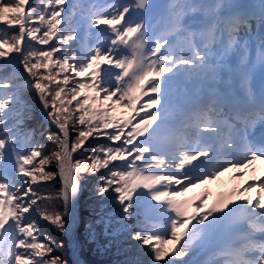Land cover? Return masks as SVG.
Listing matches in <instances>:
<instances>
[{
  "label": "snow or ice",
  "instance_id": "1",
  "mask_svg": "<svg viewBox=\"0 0 264 264\" xmlns=\"http://www.w3.org/2000/svg\"><path fill=\"white\" fill-rule=\"evenodd\" d=\"M154 7L150 0H0V264H66L54 255L64 242L41 220L67 234L87 178L101 172L95 193L113 195L119 227L112 228L114 213L98 223L105 234L127 233L137 253L149 255L125 264H199L189 254L208 247L215 259L204 264H264V178L211 205L208 191L186 195L264 160V0H172L170 28L159 35L145 14ZM197 12L205 19L185 20ZM233 54L240 56L235 76ZM225 72L238 77L243 96L217 90ZM181 78L193 87L177 101L172 86ZM27 91L54 131L31 126ZM90 139L107 143L78 158ZM57 180L54 196L39 195ZM254 188L255 198L246 195ZM53 199L61 211L39 207ZM143 208L159 225L149 227Z\"/></svg>",
  "mask_w": 264,
  "mask_h": 264
},
{
  "label": "trees",
  "instance_id": "2",
  "mask_svg": "<svg viewBox=\"0 0 264 264\" xmlns=\"http://www.w3.org/2000/svg\"><path fill=\"white\" fill-rule=\"evenodd\" d=\"M69 2H71V0H69ZM162 29H165V27ZM18 67L22 69L21 66L18 65ZM25 98L30 103L33 110V120L31 121V126H42L45 130L54 131L55 129L53 127L46 125V123L42 120L41 113L38 108V102L34 99V93L32 91L25 92ZM121 111L123 112L124 110L121 109ZM44 143L46 146V152L53 150V145L47 141H44ZM97 143H107V141L90 139L85 145V149L80 150V152L76 154L77 157L79 158L81 153L87 155V153L91 151V147L95 146ZM52 170H55V165L52 166ZM102 175H104L103 172L97 176L88 177L80 194V221L77 228V236L81 245L80 255L83 257L86 264H125V261L133 260L137 258V256H139L140 259L147 261L149 259L147 250L145 249L141 253H137L135 242L129 241L127 233L113 235L110 230L107 234H105L103 225L98 223L102 216L114 213L116 215L113 216L112 228L115 229L119 227L115 221L118 219L120 206L115 203L113 195L108 194L105 198H101L95 193L97 181L99 176ZM59 187L60 185L58 180L52 181L50 184L40 187L39 195L43 196L46 193H50L54 196L59 190ZM38 204L41 209L47 207L49 212L62 210V203L59 200H41L38 201ZM142 212L144 213L142 219L145 217L147 218L149 227L156 224L151 217L154 212L152 209L143 208ZM41 225L43 230L57 243L60 241L64 242V247H57L54 255H59L63 258L66 264H70L64 235L46 221L41 220Z\"/></svg>",
  "mask_w": 264,
  "mask_h": 264
},
{
  "label": "rangeland",
  "instance_id": "3",
  "mask_svg": "<svg viewBox=\"0 0 264 264\" xmlns=\"http://www.w3.org/2000/svg\"><path fill=\"white\" fill-rule=\"evenodd\" d=\"M150 2H153L155 4V7L146 10L145 14L147 16L148 21L152 24V27L155 30L156 35H159L162 32L169 30V28H170L169 19H167L168 12H167L166 6L168 4H170L172 2V0H150ZM193 2L198 3V4H206L207 5V4L216 3L217 0H193ZM199 13H200V15H203L202 12H199ZM192 15H198V14H196V13L195 14H189L188 16L185 17V20L190 19ZM163 27H165V29H162ZM149 35L151 36L152 33L150 32ZM174 35H176V34H174ZM86 39H87V42L89 44H95V42H96L94 37L86 38ZM177 44L182 46V40L177 39ZM165 47H167V45ZM19 70H22V69L19 68ZM9 71H11V69H9ZM145 99H147V98H145ZM173 114H174V111H173ZM41 117H42V115H41ZM240 173H243V175H241ZM262 178H264V171H262V167L260 165L250 166V167H246V168L239 169V170L232 169V170H229L228 172L224 173L223 175H221L218 180L212 181L206 185H200L196 189L190 190V192L187 193L186 195L191 197V196H196V195L202 194L205 191L211 192L212 187H223L226 184H228L229 182H233L235 184V189H239V188L245 187L248 183H250L252 181H258ZM257 192H258V190L254 188L249 193H246V195L255 198L257 195ZM151 203L156 204V202H154V201ZM79 217H80V212H79ZM151 217L155 221L156 225H159V218L155 212H153ZM79 243H80V241H79ZM80 248H81V245H80ZM200 250L201 249H197L195 251V255H193L192 253L190 254V257L192 259H195L196 261H198L199 264H204L205 261H210V260L215 259V256L213 254L214 249L212 247L208 249V253L204 257L198 258L197 254ZM79 252H80V250H79ZM67 253H68V250H67ZM188 258L189 257H186L185 259L187 260ZM69 263H70V261H69Z\"/></svg>",
  "mask_w": 264,
  "mask_h": 264
},
{
  "label": "bare ground",
  "instance_id": "4",
  "mask_svg": "<svg viewBox=\"0 0 264 264\" xmlns=\"http://www.w3.org/2000/svg\"><path fill=\"white\" fill-rule=\"evenodd\" d=\"M239 2L255 3V2H259V0H239ZM229 63L233 65V68L238 69V65L240 63V56L233 54L229 59ZM235 73L236 72L233 71L234 76H235ZM223 76H224V79L218 83L217 90L220 93H224V94H226V93L228 94V93L233 92V93H236L238 95H240V94L242 95L243 91L241 89H239V87H238V77L233 78V79H229V73H224ZM192 87L193 86L191 84L186 85L183 82V78H181L180 80L175 82L172 86V93H173L174 99L178 101L179 97H181L183 95V89L187 88L189 91H191ZM179 108H180V104H179V102H177L173 107V111H174L173 115H175L179 111ZM257 165H260L262 167V171H264V161H255L250 166H257ZM209 248H211V247L201 249L198 252L197 257L198 258L204 257L208 253Z\"/></svg>",
  "mask_w": 264,
  "mask_h": 264
},
{
  "label": "water",
  "instance_id": "5",
  "mask_svg": "<svg viewBox=\"0 0 264 264\" xmlns=\"http://www.w3.org/2000/svg\"><path fill=\"white\" fill-rule=\"evenodd\" d=\"M2 27V26H0ZM17 70L23 74L22 70H19V68L17 67ZM26 75V74H23ZM34 93V92H33ZM34 99L38 102V107L40 110V113L42 115V120L46 123V125H49L47 118H46V114L44 112V110L41 108L40 105V101L37 98L36 94L34 93ZM54 128V126H51ZM79 205H80V196L78 198V201L73 209V219L70 221V230L67 234H63L65 239H66V248L68 250V258L70 261V264H86V262L84 261L83 257L80 255V243L77 237V228H78V224H79Z\"/></svg>",
  "mask_w": 264,
  "mask_h": 264
}]
</instances>
